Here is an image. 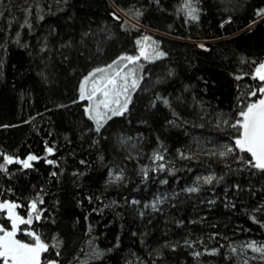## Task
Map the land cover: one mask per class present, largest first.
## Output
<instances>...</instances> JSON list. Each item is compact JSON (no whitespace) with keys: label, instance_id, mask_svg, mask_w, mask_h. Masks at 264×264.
<instances>
[{"label":"trees","instance_id":"trees-1","mask_svg":"<svg viewBox=\"0 0 264 264\" xmlns=\"http://www.w3.org/2000/svg\"><path fill=\"white\" fill-rule=\"evenodd\" d=\"M145 40L163 55L97 131L82 83ZM261 63L264 0H0V202L40 214L17 238L35 232L44 263L239 264L264 246V169L232 127Z\"/></svg>","mask_w":264,"mask_h":264},{"label":"snow or ice","instance_id":"snow-or-ice-1","mask_svg":"<svg viewBox=\"0 0 264 264\" xmlns=\"http://www.w3.org/2000/svg\"><path fill=\"white\" fill-rule=\"evenodd\" d=\"M195 9H191L188 15L192 19H198L195 14ZM139 43V41H138ZM141 55L148 57L144 53V49H141ZM158 55H163L159 53ZM123 60H127L129 63H135L139 60V57H121ZM118 63V61L116 62ZM109 65V68H112ZM124 67H127L125 65ZM108 69H96L90 77L86 78L81 85V99H88L93 101V106H91L87 111L89 113H95L91 118L97 121V131H99L100 120L104 118L107 111H111L113 115H120L124 110L127 109V103L129 97L127 94L129 88H135L137 86V81L135 79L131 80L129 83V77L133 75V71L124 73L123 69L114 71V74L107 75ZM97 73H104L98 79L92 81V88L90 92H86L85 86L89 83L91 77L97 75ZM259 78L260 81H264V63H261L256 69L255 78ZM261 94V98L256 102L248 104L240 112L241 119L237 120L232 127L237 128L239 131V136L235 140V146L242 152H247L251 155L252 163L254 167L259 169H264V84L257 90ZM257 93L253 92L252 95L255 96ZM120 95H126L125 102L120 107H111V105H120L118 97ZM115 98V99H114ZM101 106L106 110L104 114H101ZM110 118V117H109ZM51 153L53 150L48 148L47 150ZM231 151V149H229ZM223 155V153H222ZM38 158L33 155H29L26 160L14 161L11 156L5 158L7 164L13 162L21 163L24 168L31 167L30 161L37 160ZM156 159H162V157L157 156ZM49 164L54 163L53 161H47ZM0 170L7 171L5 164H0ZM55 175V173H53ZM119 179V177H118ZM211 179V178H209ZM196 189H189V191H195ZM42 203V201H40ZM19 205L11 202H0V211L7 210L8 219L11 221L12 230L9 231L3 226H0V264H41L40 256L42 252L47 251L48 245L41 241L40 237L36 235L35 232H28L27 235L33 237L31 243H26L21 240L16 239V233L19 230V225L21 224H31L32 214L36 213L35 218L40 219V214L37 211V202L34 200L31 204V213L28 218L25 219L19 216L15 209ZM255 251H261V249L254 248Z\"/></svg>","mask_w":264,"mask_h":264},{"label":"rangeland","instance_id":"rangeland-1","mask_svg":"<svg viewBox=\"0 0 264 264\" xmlns=\"http://www.w3.org/2000/svg\"><path fill=\"white\" fill-rule=\"evenodd\" d=\"M142 48L144 49V53H145V55L148 58L145 59V56L141 55V50H140L139 55H138L139 60L136 61V62H141L142 63L144 61H153V60L158 59L160 57V55H158L159 52L156 50V48L153 45H151V43H149L147 40H145V42H143V44L141 45V49ZM135 63H129L127 60H123V61L121 60L118 63L113 64L112 68H109V66H108L107 68H102V69H108L107 75H112V74H114V71H118L120 69H123V72L121 73V75H123L124 73L129 72V70H132L133 71V75L129 77V83H131L132 79H135L137 81V85H138V83L140 81V72L138 71L137 67L134 66ZM125 65H127V67H124ZM101 75H105V74L104 73H97L96 76L91 77V79L89 80V83L85 86L86 92H90L91 91L92 81L98 79ZM135 88H129V92L127 94V97H129L127 106L129 105L133 90ZM118 99L120 101V105H111V107H120V106H122L123 103L125 102L126 95H120L118 97ZM85 100L88 101V106H87V109H86V110H88L91 106H93V101L88 100V99H85ZM105 111L106 110L101 106V109H100L101 114H104ZM124 112H125V110L122 113H124ZM87 115L97 125V121L91 118V116L95 115V113L94 112L93 113H89L87 111ZM112 116H116V115H113L111 113V111H107V114L104 116V118L100 120V125L101 126L104 125L108 121V119H110ZM116 177H117V175L112 176L113 179H116ZM169 197L170 196L159 195L151 203L146 205L145 208H148L149 210H156L160 206H162L163 203L166 202L169 199ZM7 230L11 231L12 227H11V229H7ZM15 238L18 239L17 238V234H16ZM254 248L261 249V251H255ZM42 254H43V252L41 253V256H40L41 264H43V262H42ZM238 257H239L238 258L239 264H264V246H262L260 244H257V243L243 245L241 247L240 252L238 253ZM45 264H48V263H45Z\"/></svg>","mask_w":264,"mask_h":264},{"label":"flooded vegetation","instance_id":"flooded-vegetation-1","mask_svg":"<svg viewBox=\"0 0 264 264\" xmlns=\"http://www.w3.org/2000/svg\"><path fill=\"white\" fill-rule=\"evenodd\" d=\"M42 262H43V264H45V263H44V258H43V257H42ZM48 264H49V263H48Z\"/></svg>","mask_w":264,"mask_h":264},{"label":"water","instance_id":"water-1","mask_svg":"<svg viewBox=\"0 0 264 264\" xmlns=\"http://www.w3.org/2000/svg\"><path fill=\"white\" fill-rule=\"evenodd\" d=\"M51 264H53V263H51Z\"/></svg>","mask_w":264,"mask_h":264}]
</instances>
